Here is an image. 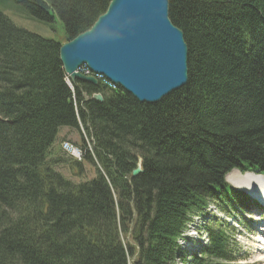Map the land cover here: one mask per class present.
<instances>
[{"label":"trees","instance_id":"trees-1","mask_svg":"<svg viewBox=\"0 0 264 264\" xmlns=\"http://www.w3.org/2000/svg\"><path fill=\"white\" fill-rule=\"evenodd\" d=\"M110 1L0 3L47 28L58 18L65 43ZM169 18L188 47V81L145 105L118 87L71 90L63 43L0 10V264H187L178 240L193 217L210 203L245 207L223 178L264 174V0H169ZM61 128L78 133L83 162L55 147ZM136 157L143 173L131 178ZM84 162L95 177L80 184L55 168L89 176ZM204 229L209 244L190 264H235L226 226Z\"/></svg>","mask_w":264,"mask_h":264},{"label":"water","instance_id":"water-1","mask_svg":"<svg viewBox=\"0 0 264 264\" xmlns=\"http://www.w3.org/2000/svg\"><path fill=\"white\" fill-rule=\"evenodd\" d=\"M58 58L69 82L97 87L79 72L85 67L140 104H157L188 81V47L169 18V0H111L88 30L60 45ZM91 99L103 102L100 93ZM141 173L136 165L131 178Z\"/></svg>","mask_w":264,"mask_h":264},{"label":"rangeland","instance_id":"rangeland-1","mask_svg":"<svg viewBox=\"0 0 264 264\" xmlns=\"http://www.w3.org/2000/svg\"><path fill=\"white\" fill-rule=\"evenodd\" d=\"M0 10L6 16H8L12 20V22L14 24H16L17 26L25 28L28 31L37 33L41 36L47 37V38L52 39V40L59 42V43H63L65 40L64 28H63L62 23L60 22V20L58 18H56L55 22H53L51 24V28H47L45 25H41L36 21H33V20L30 21L29 19L25 18V16H23L18 11L4 10L3 5L1 3H0ZM145 105H147V104H145ZM64 129H68V128H61V130H59L58 140L55 143L56 148L59 147V144L62 141H64V139H67V141H70L72 143H78V141L80 139L78 133L74 130H71V129H68V130H71L73 132V133H71V135H70V133H68V134L66 133L67 135L66 134L62 135L64 133ZM84 138H85V143H86V149H89L87 147L88 146L87 143L91 144L90 138L86 134H85ZM86 149H85V153H86ZM59 155H62V153H59ZM137 158H140V157H136L135 166L137 164H140V166H141V162L139 163ZM84 164H85V171L89 176H84V175L79 176L76 172L72 173L71 170L65 166L64 167L62 166L63 168L59 167V166H57L55 168H56L57 172L59 171L58 173H60L65 179L66 178L70 179V180L73 179L75 184H80L81 182H86V181L91 180L95 177V173L88 171V168L86 167V165H88V164L85 162H84ZM230 171H232V170H230ZM70 172L72 173L73 176H75L74 174H77V176L75 177V180L72 177V175L70 174ZM233 172H237V171H233ZM233 172H231V173H233ZM242 175H244V174H242ZM223 180H224V178H223ZM232 186H233V184H232ZM128 193L130 194V192H128ZM209 209L213 213H215L213 215L219 216L220 220L227 221L228 223L234 222V224L232 226H234L237 230V232L235 234V240L241 246L240 254H243L245 256V259H243L240 262V264H264L261 262V260H260L261 256L259 255L260 243L256 244V241H260V239H261L260 235L264 236V234H263L264 232L259 233V230L261 228L262 229L260 231H264L263 230L264 225L262 224V220L264 221V211H260L256 207L247 206L245 208V211L240 212L237 215L238 219H235L234 218L235 216H231V215L227 216L226 214L219 212L217 210L218 207L213 205V204H211L209 206ZM210 216H211L210 213L209 214L203 213V217L201 214L200 216H198V218H193L192 222L189 224V226L187 227L185 232L182 234L181 238L178 240V243L180 245V252H178L177 255H178L179 259L183 256L184 258H187L188 261L191 260L190 255L193 254V249H194L193 247H196L198 245V243L196 244V239L200 243V241L198 239L200 238L199 237L201 234L200 231H202V229H201L202 228V224H201L202 219L204 217L206 219H208V217H210ZM199 217H201V218H199ZM196 225L200 227L199 232H197L194 229L196 227ZM203 234H204V232H203ZM188 235H191V237H193L195 239H187L186 240V236H188ZM201 242L202 243L207 242V241H205L204 236L202 237ZM228 246H230V245H228ZM189 253H192V254L188 255ZM135 257H136V255L134 257H131L132 261H129V264H132ZM224 262L226 264H229L225 260H224ZM176 264H181L180 260L179 261L177 260Z\"/></svg>","mask_w":264,"mask_h":264},{"label":"bare ground","instance_id":"bare-ground-1","mask_svg":"<svg viewBox=\"0 0 264 264\" xmlns=\"http://www.w3.org/2000/svg\"><path fill=\"white\" fill-rule=\"evenodd\" d=\"M64 143L63 142L60 143L61 151L64 154H66L69 158H71L72 160L77 161V162H83L84 151H82L79 154H72L71 152H68V151L66 152ZM138 162H139V160H138ZM140 162H142V161L140 160ZM137 165L142 170V167L140 166V164H137ZM142 173H143V170H142ZM74 175H75V177L77 176V174H74ZM226 180L228 182H230L231 185L233 184V186L239 188L240 190H244V193L247 194V197H249L251 195V197H252L253 200L259 201L258 203H262V204L264 203V174L262 172H260L259 170H256L255 172H246V173H244V175H242L239 172L238 173L237 172H233L231 174L229 173L226 176ZM207 208L209 209V206ZM205 210L203 211V213L205 212ZM203 213H202V217H203ZM193 218H198V216L193 217ZM199 218H201V217H199ZM208 220H214L212 214H211L210 217H208ZM220 223H222L223 225L226 226V224H224L223 222H220ZM262 224L264 225V221L262 222ZM194 229L197 232H199L200 227L196 225V227ZM201 229H202V231H200L201 234H200V236H199L200 238L198 240L200 241V243H201L202 246H205V245L208 246L209 241H208V236L206 234V231H205V229H204L203 226H202ZM260 230H259V233L264 232V231H260ZM203 232H204V234H203ZM203 236L205 237V241H207V242H204V243L201 242ZM260 238H261L260 241H256V244H259L260 243V246H259V255L261 256V259H260L261 262L264 263V236H261L260 235ZM233 249H234V258L236 259V263L235 264H240V262L243 259H245V256L243 254H240V252H241V246L238 245L236 247H233ZM177 257H178V255H177ZM193 257H194L193 254L190 255V258H191L190 261H188L187 258H185V261L187 262V264L192 263Z\"/></svg>","mask_w":264,"mask_h":264},{"label":"clouds","instance_id":"clouds-1","mask_svg":"<svg viewBox=\"0 0 264 264\" xmlns=\"http://www.w3.org/2000/svg\"><path fill=\"white\" fill-rule=\"evenodd\" d=\"M109 5V4H108ZM106 11V10H105ZM99 17V16H98ZM97 17V18H98ZM79 72L81 73V74H83V75H85V76H92V77H94L95 79H97V81H98V86L99 85H104V86H107V87H111V88H116V87H113L111 84H110V82H108L106 79H104L102 76H100V75H94V74H92V73H90V71L88 70V69H86V68H81L80 70H79ZM65 82H66V84H67V86L72 90V84L73 83H71V82H69L68 81V79H67V76H66V78H65ZM75 83V82H74ZM94 94H96V93H94ZM101 94V93H100ZM93 95V94H92ZM91 95V96H92ZM84 97H85V95H84ZM87 97V96H86ZM88 98V97H87ZM91 98V97H90ZM85 99V98H84ZM85 139V138H84ZM64 145H65V149H66V151H68V152H71L72 154H79V153H81L80 151H79V149L75 146V143H72L71 142V144H68V143H64Z\"/></svg>","mask_w":264,"mask_h":264},{"label":"crops","instance_id":"crops-1","mask_svg":"<svg viewBox=\"0 0 264 264\" xmlns=\"http://www.w3.org/2000/svg\"><path fill=\"white\" fill-rule=\"evenodd\" d=\"M59 147H60V144H59Z\"/></svg>","mask_w":264,"mask_h":264}]
</instances>
